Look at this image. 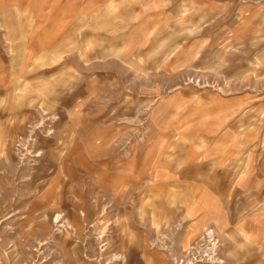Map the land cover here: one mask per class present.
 Masks as SVG:
<instances>
[{"label":"rangeland","instance_id":"rangeland-1","mask_svg":"<svg viewBox=\"0 0 264 264\" xmlns=\"http://www.w3.org/2000/svg\"><path fill=\"white\" fill-rule=\"evenodd\" d=\"M154 150L264 179V0H0V264H193L207 229L195 264H264V182L220 227L149 219Z\"/></svg>","mask_w":264,"mask_h":264},{"label":"crops","instance_id":"crops-1","mask_svg":"<svg viewBox=\"0 0 264 264\" xmlns=\"http://www.w3.org/2000/svg\"><path fill=\"white\" fill-rule=\"evenodd\" d=\"M84 94L76 97L75 100L80 99ZM98 119L97 116L91 118L89 124H98ZM146 152L151 153L152 150ZM98 153L95 152L93 155L97 156ZM153 153L139 155L138 159H134L133 156L131 167H137V176L133 174L129 176L130 181H127L128 184L131 182L129 187L147 190L146 193L153 202V212L149 213V219L154 216L155 220L168 218L172 220L179 216L174 213L175 216L172 217V212L177 210L176 212L179 211L185 216L184 218L193 219V221L198 219L204 224L208 222L218 224L224 215L229 214L233 220L237 221L242 204L237 203L235 198L241 194L251 197L253 193L254 196L255 190L251 188V184L256 181L258 184L264 182L263 177L261 178L259 174L256 176L259 172L256 171L257 168L243 172L241 152L230 154L233 156L232 159L226 157L225 152H207L204 162L186 159V163L182 166L177 163V160L169 161V165H166L168 161H162L160 152L154 150ZM180 153L169 152L167 155L186 156V152L181 155ZM141 170L144 172L141 173ZM144 173L148 175L143 181L137 180ZM247 204L248 202L243 205ZM161 210L165 211L163 215V212L160 213ZM60 218L59 214L56 215L55 221L60 222ZM217 226L220 227V223Z\"/></svg>","mask_w":264,"mask_h":264},{"label":"built area","instance_id":"built-area-1","mask_svg":"<svg viewBox=\"0 0 264 264\" xmlns=\"http://www.w3.org/2000/svg\"><path fill=\"white\" fill-rule=\"evenodd\" d=\"M216 237L213 229H207L204 233V240L198 250H195V255L192 257V263L199 261L213 260L215 257Z\"/></svg>","mask_w":264,"mask_h":264}]
</instances>
